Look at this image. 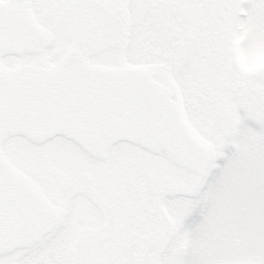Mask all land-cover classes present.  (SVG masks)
<instances>
[{
    "label": "rangeland",
    "instance_id": "rangeland-1",
    "mask_svg": "<svg viewBox=\"0 0 264 264\" xmlns=\"http://www.w3.org/2000/svg\"><path fill=\"white\" fill-rule=\"evenodd\" d=\"M17 1L0 0L19 5ZM141 1L32 0L33 13L53 44L39 55L4 58L1 65L7 70L27 64L57 66L75 48L83 49L96 67L134 63L137 36L133 29ZM235 4V26L240 29L235 48L241 55L259 50L264 64L260 14L264 15V0H233L232 6ZM188 5L194 6L191 0ZM115 6L125 11L114 10L116 18L123 17L133 26L125 48L121 28L111 13ZM189 77L181 83L186 97L194 81ZM197 122L200 137L209 141L211 132H205L209 120ZM243 128L247 127H240L231 145L211 150L213 161L200 184L195 173L181 168L165 153L150 154L131 144L116 145L104 160H98L61 138L43 146L7 138L3 153L46 194H55L53 204L63 218L66 215L68 225L34 246L5 256L0 264L112 263L117 246L100 239L130 226L132 201L138 199L141 184L135 181L131 197L133 175L149 177L151 201L157 206L162 202V212L156 208V220L162 219V230L168 236L164 264H264V128L254 141ZM227 132L215 133V138L225 142ZM156 190L162 191L161 197ZM163 261L161 257L160 264Z\"/></svg>",
    "mask_w": 264,
    "mask_h": 264
},
{
    "label": "water",
    "instance_id": "water-1",
    "mask_svg": "<svg viewBox=\"0 0 264 264\" xmlns=\"http://www.w3.org/2000/svg\"><path fill=\"white\" fill-rule=\"evenodd\" d=\"M49 41L28 0L21 7L0 3V60L40 54ZM7 136L37 145L63 137L99 159L114 144L127 142L166 153L199 181L211 160L166 89L145 73L94 67L80 50L69 52L58 67L29 65L9 72L0 65V148ZM56 217L0 150V255L36 242Z\"/></svg>",
    "mask_w": 264,
    "mask_h": 264
},
{
    "label": "flooded vegetation",
    "instance_id": "flooded-vegetation-1",
    "mask_svg": "<svg viewBox=\"0 0 264 264\" xmlns=\"http://www.w3.org/2000/svg\"><path fill=\"white\" fill-rule=\"evenodd\" d=\"M141 2L143 5L138 9L133 29L137 36V56L134 63L113 69L145 73L167 89L194 137L210 152L214 148L231 145L235 133L243 125L247 127L243 131L252 135V141L261 137L264 128V64L259 50L241 55L235 48V35L240 29L235 26L238 13L236 4L232 6L233 0H191L193 8L189 7L188 0ZM114 10L125 12L115 6L111 10L114 18L117 15ZM141 13L143 17L140 19ZM260 14L264 25V15ZM116 21L123 34L122 47H128L133 26H128L123 17L116 18ZM189 76L194 81L191 80V94L186 97L181 83ZM204 118L209 120L205 131L211 132L209 141H204L196 128L197 120ZM218 132H227L225 142L215 138ZM213 138L215 140H211ZM76 149L85 153L77 146ZM142 177L133 175L130 181L131 197H134L135 181L141 183L138 199L132 201L130 226L121 233L100 239L101 243L117 246L114 261L109 264H160L161 257L163 261L166 254L168 236L162 230V219L156 220V208L162 212V202L159 200L161 204L157 206L155 201H151L150 179ZM40 192L58 215L53 230L43 236L41 242L47 236L60 232L68 221L66 215L63 218L59 207L53 204L55 194L48 195L41 189ZM156 196L161 197L162 191L156 190ZM118 245H121L120 249Z\"/></svg>",
    "mask_w": 264,
    "mask_h": 264
}]
</instances>
